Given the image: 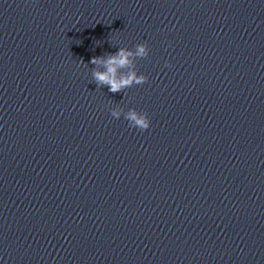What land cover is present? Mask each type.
Returning a JSON list of instances; mask_svg holds the SVG:
<instances>
[{
  "label": "clouds",
  "instance_id": "1",
  "mask_svg": "<svg viewBox=\"0 0 264 264\" xmlns=\"http://www.w3.org/2000/svg\"><path fill=\"white\" fill-rule=\"evenodd\" d=\"M149 47L147 43H138L134 49L119 47L115 54L107 56H93L90 63L92 65H103L104 70L93 69L92 79L99 86H107L112 93L122 92L133 85H143L148 77L138 74L134 61L138 58H147ZM128 69L127 72L122 70ZM129 122L130 127L140 131H146L151 126L148 114L139 112L136 109H129L126 113L112 109L111 116L119 119L121 116Z\"/></svg>",
  "mask_w": 264,
  "mask_h": 264
}]
</instances>
